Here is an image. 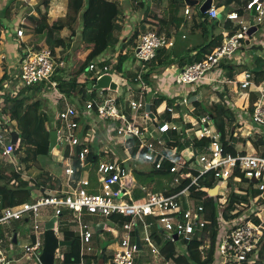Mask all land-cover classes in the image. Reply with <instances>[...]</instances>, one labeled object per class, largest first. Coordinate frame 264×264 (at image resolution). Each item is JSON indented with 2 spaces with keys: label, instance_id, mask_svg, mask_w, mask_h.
Masks as SVG:
<instances>
[{
  "label": "built area",
  "instance_id": "obj_1",
  "mask_svg": "<svg viewBox=\"0 0 264 264\" xmlns=\"http://www.w3.org/2000/svg\"><path fill=\"white\" fill-rule=\"evenodd\" d=\"M246 10L249 13L255 11L256 25L242 21V17L237 12L227 13L224 19L229 23V27H226L227 32L223 35V43L203 61L181 70L176 76L175 83L178 86L188 87L209 82L224 84V87L217 89L220 93L225 92L226 86L244 91L248 103L240 107L236 105L234 108L238 111L239 124H244L241 120L246 112V118L260 127L257 130L264 131V83H258L256 76L248 71L243 72L240 79L234 80H227L223 76L220 79L218 75V72L224 71V66L234 61L240 62L236 54L243 48L249 29L264 21V0H251ZM190 13L189 8L185 10L186 15ZM207 13L212 19H220L219 9L214 6ZM16 34L17 38H23L24 29H19ZM178 36L179 34L169 40L157 30L141 34L137 47L139 50H136L135 55L137 62L142 64V71L137 76L141 92L137 99L129 100L130 114L127 113L124 103H119L116 98L98 100L96 104L85 103L78 108L67 103L66 107L59 112L61 124L56 128L58 144L59 149H64V155L67 154L65 159L68 161L65 165V174L68 177L65 189L48 194L33 193L34 202L32 203L0 207V229L7 227L12 221H34L32 241L24 246V254L28 259L40 264V252L45 244V222L43 221L45 215L42 210L50 207L57 218L55 230L58 235L61 229L58 222L63 217V212L68 210L72 213L71 223L74 226L70 230H73L80 240L81 255L92 251L90 244L96 234V224L86 221L87 215L105 217L109 223L112 216H123L128 218V221L118 226L122 230L121 235L117 236L120 240L116 238L117 247L104 264H176L172 256L156 246L155 237L158 233L166 234L170 242L174 243L176 242L174 235H177L179 240L190 242L196 231L212 223V219L208 218L210 208L204 205L196 206L194 196L206 200L211 196L204 192V189H214L221 182L217 196L221 194L220 190L223 187L231 191L223 193L219 199L220 205L226 204L231 193L246 198L247 201L236 204L238 212L243 213L233 220H225L222 212L219 211L217 221L220 235L215 249V264H254L256 262L264 264L262 258L264 256V154L261 155L256 151L251 142H247L244 147L241 146L243 148L241 151L229 152L223 143L222 133L208 116L194 119L186 114L182 117V125L176 123L175 120L181 116L175 110L176 104L172 107L163 105L156 110L151 108L150 113L146 111V94L149 88L143 81V70L147 63L156 58L161 49H173L179 45ZM185 38L183 34L181 41L183 42ZM63 64L56 63L49 48L27 52L18 60L19 83L16 89L47 82L56 89L60 98H64L58 89V83L52 81L56 67H61ZM110 69L108 65H103V68L98 70V65L92 63L88 73H93L99 80L103 75L108 74ZM213 74L215 77H210ZM10 83L11 80L7 84ZM189 99L191 98L186 95L182 104L185 105ZM194 109L193 107L190 111ZM140 110L144 111L141 123L138 121ZM166 113L171 114L172 120H162ZM94 115H97L98 119L90 125L87 124L86 119L91 120ZM80 121H83L84 127L88 125L92 130H89L84 138L77 133L81 127ZM103 122L114 125L116 134L106 142H109L110 146L123 142L122 159L106 161L111 156L107 146L102 152H96L92 148L95 139L93 131H96ZM187 125H191L192 128L187 129ZM184 129L186 140L190 144L184 151L179 152L178 147L170 144L168 134L181 132ZM235 129L237 128L233 129V134ZM14 132L19 134L16 144L12 143ZM226 132L228 133L229 129L227 131L226 128ZM6 133L11 142L6 140ZM193 140L206 141L207 145H203L197 151ZM131 141L136 142L139 149L136 158L133 156ZM226 142L229 143L228 137ZM79 145L84 146L77 152ZM20 147L21 137L17 122L11 118L0 117V166L8 163L17 165L16 153ZM247 148H253L256 153H247ZM93 155L98 156V158L94 157L97 158V163L93 166L98 178L96 188H91L90 180L87 178L77 182L74 180L77 160L85 170L89 167L90 156ZM165 162L171 164L167 170L172 177V184L183 186L182 190L175 195L152 193L132 178L133 172L142 171L138 168L141 165L160 171L164 168ZM195 164L201 167H196ZM130 176L131 180L127 182ZM242 185L245 186V190L236 189V186ZM91 189L96 192H92ZM137 190L143 194V198H135ZM104 228H106L105 225ZM151 229L152 232H150ZM107 230L111 231L109 228ZM136 232L139 235L141 250L136 243ZM210 238L209 234L202 233L203 245L200 250L203 260L207 258L206 251L211 249ZM145 246L152 256L151 262L142 260L145 257H137ZM63 259L64 255L58 249L56 260ZM13 262L14 259L7 256L6 252L0 248V264ZM80 264H84V261L82 260Z\"/></svg>",
  "mask_w": 264,
  "mask_h": 264
},
{
  "label": "trees",
  "instance_id": "obj_2",
  "mask_svg": "<svg viewBox=\"0 0 264 264\" xmlns=\"http://www.w3.org/2000/svg\"><path fill=\"white\" fill-rule=\"evenodd\" d=\"M44 0H37V2H42ZM46 1V0H45ZM251 0H214L213 6L215 8H228L227 13L229 12H237L241 17L247 12L246 7L247 4ZM48 4V1L45 2V5ZM32 9V8H31ZM5 10H10L9 7H6ZM0 12V31L12 32L10 28L11 18L3 15L5 12ZM33 11V10H30ZM39 12L38 17H28L30 18V24L33 28V32L37 35H42L46 33V40L42 46L34 47L33 51H40L44 48H49L52 53L54 60L58 65L61 63H66V60L70 57L71 50V42L72 37L76 36V28L78 27L80 20H82L83 29H82V39L83 46L86 48V59L84 61H80L77 67L70 72V74H66L65 71L68 69H59L57 66L54 74L52 76V81H56L58 83L59 89L65 94H71L78 90L79 93H84L81 102L83 103H94L96 100V92L94 89L96 87L97 78L90 77L92 92L90 93L88 88L86 87L88 82H85L84 75L88 73V68L94 62H97L100 57L106 54L110 45H112L114 40V33L117 31V28L122 27L120 24V19L123 16V10L119 3L111 0H69L67 14L64 18L49 22L48 13H42L40 8L36 10ZM226 13V14H227ZM225 14V15H226ZM17 14H15L16 16ZM226 19V17L224 16ZM149 21V20H147ZM165 21V20H164ZM118 23V25H117ZM181 21L176 23L177 29L181 25ZM168 23L165 21L164 26H168ZM174 24V23H173ZM69 27L71 29V34L69 37L64 38L62 36L63 30ZM192 27L195 29H200L201 34L204 36L206 40V44L204 46L194 48L189 50V52L184 53V55L179 60L178 64L180 66V70H183L185 67L195 64L197 62L203 61L209 54H211L217 47H219L223 43V35L218 34L215 35V32L220 29L221 21L220 19H212L208 13L202 14L200 11L196 13V17L192 20ZM258 29L260 28L257 26ZM123 28V27H122ZM192 32L195 30L192 29ZM141 32H135L131 37L130 41H128V45H131V50H136L138 47L137 39ZM146 33V32H145ZM195 33V32H194ZM214 33V34H212ZM255 35V34H254ZM1 36V33H0ZM167 38L171 40V35L167 34ZM248 38V37H247ZM250 39L253 38L249 37ZM19 52L21 56L24 57L30 49L24 47L21 43L18 44ZM126 46V45H125ZM124 46V47H125ZM246 46V40L244 41V46ZM123 47V48H124ZM242 48V49H243ZM263 48V47H262ZM57 49H60L59 55L57 53ZM126 49V48H125ZM121 50V53L118 56V62L116 66L113 68L114 74H117L118 77L124 81V86L131 91L141 92L138 89L137 85L139 82L137 81V76L133 78L132 85L127 81V78L123 76L125 64L132 58L133 51L129 50L126 54H124V50ZM192 52H196L195 55H191ZM78 53V52H77ZM76 56V53H75ZM175 54L171 49L163 48L159 51L156 58L146 65L149 66L150 70L143 75V81L146 86L153 87L154 86V74L157 72L158 68H166L171 65L174 61ZM109 63V62H108ZM105 65V64H104ZM232 64H228L224 66V69L227 70V77L229 80H234L239 78L237 75H241V73H235ZM103 68V65H102ZM252 68V67H251ZM250 67H244L243 71L251 72L256 76V80L258 83L264 81V58H257L255 61V65L251 69ZM72 73V74H71ZM90 75L93 73H89ZM15 73L5 74L0 79V93L4 89L3 85L9 80H11L13 90L8 93L0 94V98L3 100L4 105L1 107V115L5 118L14 119L18 124V129L21 137V147L17 151L18 156V167L21 171H28L30 166L36 163H39V157H49L53 155V152H49L50 146V130L47 128L49 116L43 112L42 103L39 99L34 102L31 101V97L34 96L33 89L40 85L41 82L32 87H21V89H16V86L19 83L18 77H15ZM115 77V75H114ZM87 81V80H86ZM117 81V80H116ZM82 83V84H80ZM120 85L121 83L117 81ZM80 86V87H79ZM123 86V87H124ZM79 88V89H78ZM228 86H226V90H228ZM225 90V91H226ZM33 91V92H32ZM137 93V94H138ZM210 99L207 100L206 104H201L199 107H196L194 111H190L191 116L194 118H201L208 116L213 121L215 120L216 127L222 133V140L224 145L227 147L229 152L234 153L235 149L233 148L232 143L226 142V122L232 124V128L230 129V142L233 137V129L240 127L239 120H237L238 111L234 109L231 105V99L228 97L226 92L220 93L216 92V95L210 96ZM98 99V98H97ZM156 106L153 109H157L162 107L164 102H167L169 107L174 106L175 101H171L167 97L162 95H158L156 98ZM119 102V100H118ZM147 102V100H146ZM175 110L177 113L183 114L182 107L177 105L175 106ZM237 112V113H236ZM171 114H164L162 120L170 121L172 120ZM182 115L179 119L175 120L176 123L182 125L183 123ZM192 128L191 125H187V129ZM185 129L181 132H172L168 134V138H170V144L178 147L179 152L184 151L189 146V141L186 140V135L184 133ZM257 139H252L251 136L246 138L245 143L251 142L253 147L261 152V155L264 154V131L258 136ZM133 145V156L136 158V155L139 151L136 146V142L131 141ZM194 148L198 151V148H201L203 145H207L206 141L203 140H193ZM230 144V145H229ZM245 144V145H246ZM84 145L77 146V152L83 149ZM96 152H102L101 145H98L95 148ZM67 157V154L65 155ZM98 156H90V164L89 167L86 168L88 172H84V168L80 166L79 160L75 164L77 172L74 175V180L77 182L83 179L84 175L88 173V179L91 183V188H96L98 185V178L96 172H94V164L97 163ZM17 165H13L11 163L6 164L5 166H0V199H1V207H15L25 203L34 202L33 191L34 189L42 191L46 189L48 183L60 185V181L57 178H53L49 175L48 171L44 170L41 167V172L38 173L36 183L31 180H25L22 178L23 172L17 170ZM171 167L169 162H165L164 168L162 170H156L153 168H147V171L140 172H148V173H137L136 177L141 186L145 187L148 191L157 194H164L166 196H172L179 193L183 186H174L172 184V177L167 169ZM23 169V170H22ZM138 172V171H137ZM146 181V182H143ZM232 184V181H231ZM92 190V189H91ZM92 192H96V190H92ZM204 194V193H203ZM205 196L207 193L204 194ZM136 199L143 198V194L139 190L136 191L135 194ZM221 198V197H220ZM219 198V199H220ZM194 199L199 201L198 205H204L210 208L208 218L212 219V223L207 225L204 229L196 231L194 233L193 239L190 242L182 241V248L179 249H168L166 252L168 255L172 256L176 262V264H215V256H216V244L218 241V237L220 232L218 231V216L219 211L222 212V216L225 220H233L242 215L243 212H238L236 207L237 203H241L242 201H247L246 198L237 196L234 193L229 195L228 201L225 205H220L219 201L215 200L212 197H208L206 200L198 198L194 196ZM65 210L63 212V220L66 217ZM70 212V211H69ZM72 215V213H71ZM128 221V218L123 216H112L110 218V222L113 225L121 226L123 223ZM59 232L62 234L63 239L67 242H72L70 246L65 247V250L62 251L64 255V259L60 261L61 264H80L81 261H84V264H97L99 262V257L103 253L104 260L103 262L107 263V255L105 251H102L99 255L98 250L92 246L93 241L96 238H93V241L90 244L92 248L91 252H87L84 255H81V244L79 238L76 236V233L73 230L67 228H61ZM209 234L212 240L211 249L207 250V258L203 260V254L200 250L203 245L202 242V233ZM181 240V239H180ZM163 249V246H161ZM177 255V257H175ZM145 257V256H144ZM264 259V256L262 257ZM260 262H256L254 264H259Z\"/></svg>",
  "mask_w": 264,
  "mask_h": 264
},
{
  "label": "crops",
  "instance_id": "obj_3",
  "mask_svg": "<svg viewBox=\"0 0 264 264\" xmlns=\"http://www.w3.org/2000/svg\"><path fill=\"white\" fill-rule=\"evenodd\" d=\"M46 1H48L47 5H45ZM46 1L45 0L42 1L43 5L38 7V8H40L42 13H46V12L48 13L50 23H52L55 20L62 19L66 16L67 10H68L69 0H46ZM111 1H115V2L119 3L121 6H123L122 4L125 3L123 10L125 11V13L127 15H125V13L123 12V16L121 17L119 22L123 28L125 27L124 31L127 34L123 35L121 37V45L119 47L118 53L115 54L113 57L114 60H115V58H117V59L112 64L108 63L107 57L110 58V54H107V52H106V54H104L102 57L99 58L101 60H100V64L97 63L98 70L102 69V65H104V64L108 65L111 68L110 72L108 74L103 75V76H108L109 74H111L113 77V81L117 84V89L116 90L98 89L97 87H94V89L97 90L96 97L98 99L96 98V100L98 101V100H104L106 98H116L117 101L119 100V103H121V104L124 103L127 113L130 114V110L128 108V101L131 99H137L140 95V92L139 93L137 92L138 93L137 94L136 92L131 91L129 88L127 89L125 86L123 87L122 85H119L117 83V81L115 80V77H114L115 74H114L113 68L116 66V64L118 62V56L121 53V50L126 48L124 50V54H126L129 51V50H127V46H128L127 42H128V40L130 41L131 37L133 36V34L135 32H137V31L141 32L138 39H137V42L139 43V38H140L141 34L148 32L150 30H157L161 35H164L166 37H167V34L171 35V38H170L171 40L174 39L179 34V36H178L179 45H177L173 49L171 48V50L175 54L173 63L166 68L156 69L157 72L154 74V86L157 87V90L158 89L160 90V88L162 87L161 92H163L166 95L167 94L172 95L173 92H175L174 95H172V96L167 95V96H169L167 98L170 99L171 101H176V104L181 106L182 110H183L185 108L184 105L182 104L184 97H181V96H184V94H186V92H190V90L195 89V86L182 87V86L176 85V83H175L176 76L181 71L178 62H179V60H181L180 57H182L184 55V53L189 52V50H192L194 48L198 49L199 47L204 46V44H206V40H205L204 36L201 34L200 29H198V28L195 29L192 27V20L196 17V13L200 11L202 4L206 0H197L198 5H195V6H188L184 0H160L158 3H154V4L152 3L153 1H151V0H142V1L141 0H111ZM146 1H149L151 3V6L148 9H146V7H145ZM38 3L39 2H37V0H29L25 4V7H23L21 9L22 10L21 12H23V17L18 20V27H16L14 30H12V32H7L6 30L0 31V33H1V36H0V79L5 74H7V70L9 71V69H11V67H15L16 65L18 66V60L21 56V53L18 51L19 50V47H18L19 43H21L24 47L30 49V51H33L34 47H39V46H42L44 44V42L46 40V33L42 34V35H37L33 32V28L27 26L26 23L24 22V21H26L27 23L32 24L30 18L39 16V12L36 11L38 8L34 9V7L38 5ZM4 4H5L4 0H0V12L4 11V8H5ZM135 6L137 7V9L135 8ZM188 8H189L191 13L189 15H186L185 10H187ZM218 9L220 12L221 27L219 30L220 32L217 33V31H216L215 35H218L221 33H222V35H224V33L227 32L226 27H229V23L224 19V16L228 12V10H230V9H228V8H218ZM30 10H33V11H30ZM131 10H145V13L141 14L139 12L138 14H136V11H135L134 13L129 15V17H131V22H129L128 21V13H130ZM151 10H155V11L153 12ZM14 11H15V14H18L19 10H14ZM28 17H30L29 20H28ZM139 18H141V20H143V22L147 25L148 29H144L142 31H139V30L134 28L133 24H135V23L138 24ZM147 20H149V21H147ZM164 20L168 23L167 24L168 26H164V22H165ZM124 21H126L130 24L128 25ZM180 21L182 23L179 26V28L177 29L176 23H178ZM21 28L24 29L25 34H24L23 38H17L16 32ZM82 29H83V24H82V20H80V23H79L78 27L76 28V36L72 37L70 57H69V59L66 60V63H64L63 66L59 67V69H70V70H72V69H74L76 64L78 65V63H80V61H84L86 59V48H85V46H83ZM192 29L195 30L194 31L195 33L191 31ZM70 34H71V29L69 27H66L62 32V36L64 38L69 37ZM183 34L186 36V38L182 42L181 36ZM212 34H214V33H212ZM130 47H131V45H130ZM59 52H60V49H57L58 55H59ZM75 53H76V56H75ZM195 54H196V52L191 53L192 56ZM135 55H136V52L133 53V55L131 56L132 58H130V60L125 64V67H126V65L132 66L134 71H136V74H135V77H136L138 75V70L140 68L136 67L137 62L135 60ZM256 59H255V61H256ZM255 61H254L253 66L255 65ZM230 64L235 66L234 72L236 73V69L240 68V62L234 61ZM2 65H4L5 67H3ZM249 66H250V62L249 63L247 62L245 67L249 68ZM4 69H5V73L2 76L1 71ZM149 70H150L149 66L146 65L145 70H143V75L146 74ZM226 72H227V70H226ZM241 72H242V70H241ZM243 72H245V71H243ZM226 75H227V73H226ZM93 76H94L93 74L90 75L89 73H87L84 75V78H83L85 80V82H88L86 87L88 88L90 93L92 92L91 90L93 88V86H91V83H90L91 82L90 77L92 78ZM237 76L240 77V74ZM210 77H215V74L211 75ZM98 81L99 80H97L96 85H98ZM207 83H209V82H207ZM260 83H264V81H262ZM80 84H82V83H80ZM139 84L137 85L138 89H139ZM147 87L149 88V91L147 92L146 97H147L148 93L153 91L151 87H149V86H147ZM176 87H178V88H176ZM179 87H180V89H179ZM228 87H229L228 90H226L225 92L227 93L228 97L231 99L230 102H231V105L233 108H235L236 105H238L240 107V106H243V105L248 103V99H247V96H246L244 91L235 89L232 86H228ZM58 89H59V87H58ZM169 90H171V92ZM111 91H113L115 93H110ZM231 94H233V95L231 96ZM66 95L67 96H65L64 98H60L57 93H52L49 96H46L44 101L40 98H37V99H39L42 103L43 112H44V110H46V112L48 114L53 113V110H52L53 107L57 108V102L56 101H58L59 104L61 102H63L64 105H65V103L66 104L68 103L71 106H74L77 108L85 105L84 102L83 103L81 102L82 97L84 96V93H79L77 90L75 92H72L71 94L66 93ZM158 95H162V94H158ZM162 96H164V95H162ZM156 98H154L155 102H157ZM181 98H183V99L181 100ZM53 101H55V102H53ZM151 108H152V106H151ZM63 109H61V110H63ZM186 112H187V110L184 109L183 114H181V112L179 114L182 115V117H183L184 115L187 114ZM189 118H193V117L190 115ZM97 119H98V116L94 115L91 120L86 119V123L90 125L91 122H93ZM60 124H61V122H60ZM47 128H48V130H51V129H49L48 126H47ZM89 128L90 127L88 125H85V127L83 125L82 133H79V132H77V133L80 134L82 138H84L87 136ZM52 130L57 131L56 128H54ZM110 130H112V132H114V125H111L110 123H107V122L101 123L96 128L95 139H94V142L92 143V148L94 150H95V148H97L98 145H101V148L103 151L104 148L106 147V145H109V142H106V141H109L112 137V135L109 136ZM50 132H52V131H50ZM259 153H261V152H259ZM48 173L53 178H57L60 181V185L57 186L56 184L52 185V184L48 183L46 186V189L45 190L43 189L41 192L40 191L39 192L42 194H45V193L48 194L50 192H54L57 190H61V191L64 190L65 184L68 180V177L66 176V174L65 175L64 174L59 175L58 172H48ZM133 173L136 175L137 173L138 174L139 173H145L146 174L148 172H133ZM83 178L88 179V173H86V176L84 175ZM132 178H134L133 174H132ZM135 181H137V180L135 179ZM136 183H139V182L137 181ZM0 206H1V199H0ZM44 215L45 216H44L43 221L45 222V224L47 222H49L52 218L55 217L54 212H53L52 216H47L46 214H44ZM22 222L27 223L29 221L25 220ZM104 225L106 226V228H104ZM110 225L111 226H107V224L102 223V224H99L98 226H100L99 228L101 230L100 231L101 233L103 231L113 233L115 236V239H116L118 235H121L122 230L118 226H115L111 223H110ZM73 226H74V224H72V227ZM108 228L111 231L107 230ZM12 229H9L8 226L1 229V230L5 231L4 233L0 234V245L3 244L2 246H0V248L3 251H4L3 248H5V245L7 243L12 242L13 244L16 245L19 242V234L17 233V230L15 229L14 231H12ZM96 229H97V227H96ZM14 235H17V239H16L17 241L16 242H14ZM25 239H26V237H25ZM117 239L120 240V238H117ZM117 239L115 241H110V243L108 244V246L110 245V248L113 250V252L111 255H108L105 252V254L107 255V258H109L110 256L113 255L115 248L117 247V243H116ZM31 241H32V233L29 235L27 243L29 244ZM16 256L13 258L14 259L16 258L15 260H17L16 261L17 263L19 261L21 263L22 260H20V258L18 259V257H16ZM25 262L26 261H23L22 263L25 264ZM33 263L38 264L36 261H33Z\"/></svg>",
  "mask_w": 264,
  "mask_h": 264
},
{
  "label": "rangeland",
  "instance_id": "obj_4",
  "mask_svg": "<svg viewBox=\"0 0 264 264\" xmlns=\"http://www.w3.org/2000/svg\"><path fill=\"white\" fill-rule=\"evenodd\" d=\"M29 0H4L5 2V8L9 7L10 10H5L3 15H6L8 17L11 18V23H10V28L11 30H14L16 27H18V20L21 19L23 17V12H21L22 8L25 7V4L28 2ZM142 1V0H141ZM153 1L152 3H158L160 0H151ZM120 5V4H119ZM123 6H121V9L123 10L124 8V4H122ZM151 6V3L149 1H146L145 3V7L146 9H148ZM4 8V9H5ZM135 8L137 9V7L135 6ZM14 10H19L18 14L15 16V11ZM136 11V14H138L139 12L145 13V10H131L130 13H128V21L131 22V17H129V15H131L132 13H134ZM148 11V10H147ZM151 11H155V10H151ZM123 12L125 13V11L123 10ZM125 15H127L125 13ZM242 21H244L247 24H252V25H256L255 24V18L254 16H251V13L249 12H245V14L242 17ZM26 23L27 26L32 27L29 23H27L26 21H24ZM125 23H127L128 25L130 23L124 21ZM118 25V23H117ZM134 28L142 31L144 29H148L147 25L143 22V20H141V18H139L138 20V24L135 23L133 24ZM258 26L260 27L258 29V31L255 33V35H253V38L250 39L249 37L246 39L247 41H250V45H246L243 49L239 50L238 53L236 54V57L238 59V61H240V68L236 69V73H243L241 72L242 69H244L245 65L247 64V62H250V68L253 67L254 61L256 58H263L264 57V21L261 24H258ZM125 27L122 28L119 26V28H117V31L114 33L113 37V43L112 45H110L109 49L107 50V54H110V58L107 57V60L109 63H113L117 58H115V60L113 59L114 55L118 53L119 47L121 45V37L123 35H126L127 33L124 31ZM220 29L217 30V33L220 32ZM252 37V36H251ZM129 41V40H128ZM263 47V48H262ZM127 50H131L130 48V44L127 46ZM137 50V49H136ZM136 50H131L133 51L132 53H135ZM101 59H99L97 62H95L96 64L100 62ZM136 60V59H135ZM137 62V60H136ZM3 67H5L4 65H2ZM19 66H15V67H11V69H9V71L7 70V74H12L15 73V77L19 76ZM77 67H74V69ZM136 67L140 68L138 70V75L139 73L142 71V64L137 62L136 63ZM238 67V66H237ZM73 69V70H74ZM72 70L68 69L66 72V74H70ZM2 72V76L5 73V69L1 71ZM225 72V73H224ZM72 74V73H71ZM136 74V71H134L133 67L130 65H126V67L124 68V72H123V76H125L127 78V81L132 85L133 82V78ZM218 75L220 77V79L222 78V76L224 78H226L227 80L228 77L226 75V70L224 69L223 72H218ZM115 80H117L118 82H120L122 86H124V81H122V79L120 77H118L117 74H115ZM207 82H201L198 83L197 85H195V89L190 90V92H186V94H184V96L181 97H186V95L188 97H191V99L188 100V102L184 105V109L187 110V115L188 117H190L191 113L190 109H192L193 107H199L201 104H206L207 100H209L210 96L216 95L217 89L219 87H224V84H210ZM4 89L2 90V92L0 94L3 93H10L13 90V87L11 84H7L6 83L3 85ZM152 88V92L148 93L147 97H146V104H152L154 107L156 106V102L154 101V98L158 97V94H162L164 95V97H169L167 95L170 94H164L163 92H161L162 87L160 88V90H157V87L153 86ZM178 88V87H176ZM180 89V87H179ZM60 90V89H59ZM34 91V92H33ZM33 94L34 96L31 97L32 99H30L31 101H35L37 100V98L42 99L43 101L45 100L46 96H49L52 93H57L56 89H54L50 84H44L41 83L40 85H37V87H35L33 89ZM171 92V90H169ZM61 94H63V96H67L64 92H62L60 90ZM110 93H115L113 91H111ZM175 92H173L172 95H174ZM170 95V96H172ZM233 94H231L232 96ZM232 98V97H231ZM183 98H181L182 100ZM61 101V100H60ZM55 102V101H53ZM57 102V108L53 107V113L52 114H48L46 112V110H44V112L46 114H48V118H49V123L47 124V126L49 127V129H51L50 131H53L52 129L57 128L60 125V119H59V112L61 111V109L66 107V103L65 105L63 104V102H61L60 104ZM129 102V101H128ZM176 103V101H175ZM164 105H167V102L163 103ZM4 105L3 100L0 98V110L1 107ZM168 106V105H167ZM183 109V110H184ZM43 110V109H42ZM182 110V111H183ZM183 113V112H182ZM237 113V112H236ZM144 115V111L140 110L138 116L139 118V123L142 122V116ZM0 117L2 119H5V117L3 115H1L0 112ZM193 117V116H192ZM242 122L244 124H241L240 127H237V129H235V134L233 135L234 139H232V141L230 142V129L232 128V124H230L229 122H226L227 124V131L229 129V132L227 133V137L229 138V143L233 145V148L238 152L241 151V146H245V140H247L246 138H248L247 136H251L252 139H257V135L259 136L262 132L260 130H257V128H260L259 126H257L256 124H254L249 118H246V112H244V115L242 116ZM194 118V117H193ZM53 121H51V120ZM197 119V118H194ZM237 120H238V115H237ZM240 121V122H241ZM217 122L215 120H213V124L215 125ZM81 127L78 130L79 133H82L83 131V121H80ZM12 129L14 130V128L12 127ZM92 131L91 128L88 129V131ZM94 133H96V131H93ZM111 133V134H110ZM109 136L112 135L113 137H115V133L112 132V130H110ZM5 138L8 142H11V139L9 138L8 134H5ZM123 142L121 143H117V144H113L111 146L106 145L108 147L107 151H109V153L111 154L110 157H108L106 159V161H113L114 159L117 158H123L124 156V149L122 147ZM121 145V146H120ZM264 151V149H262ZM247 153H252L255 154L256 152L254 151L253 148H247ZM18 157V156H17ZM68 163V161L65 159V155H64V149L60 148V149H55V151L53 152V155L49 156V157H39V163L33 164L30 166V169L28 171H21L20 168L18 167V163H17V170H20V172H23L22 174V178L25 180H31L33 179V182H37L38 180H36L38 173L41 172V167L48 171V172H58L59 175L64 174L65 175V165ZM16 166V165H15ZM196 167H201L200 165H196ZM140 169H142V171H147L148 169L144 166L141 165L140 167H138ZM23 170V169H22ZM137 172V171H136ZM134 178L137 180L136 175L133 173ZM138 181V180H137ZM146 182V181H143ZM53 185V184H52ZM236 189H242L245 190V186H236ZM231 190H228L226 187L221 188L220 192L221 194L219 196H215L213 197L215 200L219 201V198L223 195V193H229ZM41 192V191H40ZM39 190L34 189L33 193L35 195L40 194ZM200 202L195 200V205L197 206ZM1 207V206H0ZM43 214H46L47 216H52L53 215V210L50 207L44 208L42 210ZM66 217L63 220V217H61L59 219L58 225L60 228H67V229H71L72 228V223L71 220L73 218V216L71 215V212L66 211L65 212ZM85 220L88 222H92L93 224H97L95 226V228L102 223L107 224V226H111L110 223L108 222V220L105 217L99 216V215H87L85 217ZM9 229H12V231H14L15 229L17 230V233L19 234V242L18 244H13L12 242H9L5 245L4 251L6 252L7 256L9 257H18V259L20 258V260L26 261L25 264H34L32 259H28L26 257V255L24 254V245L28 244V237L31 233H33V227H34V221L30 220L29 222H19V221H12L9 225H7ZM101 230H96V235L94 236V238H96L93 243L92 246L94 248H96V250H98V255L100 252L105 251L108 255H111L113 250L110 248V245L108 246V244L110 243V241H115V236L113 233H109L107 231H103L102 233L100 232ZM4 230L0 229V234L4 233ZM150 232H152V229L150 230ZM158 233V232H157ZM59 236L61 238H63L62 234L59 233ZM26 237V239H25ZM155 243L157 247H161L163 246V249L165 250L164 252H166L168 249H179L182 248L183 244H182V240H179L178 242H174L171 243L170 239H168L166 234H162V233H158V235L155 237ZM3 245V244H2ZM0 245V246H2ZM184 248V246H183ZM62 251L65 250V247L60 248ZM41 254V252H40ZM145 256V258H143ZM137 257H141L143 258L142 260L144 261H150L152 260V256H150V253L147 249V247H144V250L139 252L137 254ZM14 259V258H13ZM16 259V258H15ZM14 259V260H15ZM17 260H15L12 264H21L20 261L17 263ZM141 262V261H140ZM23 264V263H22ZM55 264H61L59 261H57Z\"/></svg>",
  "mask_w": 264,
  "mask_h": 264
},
{
  "label": "water",
  "instance_id": "obj_5",
  "mask_svg": "<svg viewBox=\"0 0 264 264\" xmlns=\"http://www.w3.org/2000/svg\"><path fill=\"white\" fill-rule=\"evenodd\" d=\"M185 3L188 6H195L198 5L197 0H184ZM214 0H206L201 8L200 12L202 14H206L212 7H213ZM43 2L38 3L37 6L34 7V9H37L38 7L42 6ZM251 16H255V11L251 12ZM258 31L257 26H252L249 31H248V36L251 37L253 36L256 32ZM247 45L250 44V41L246 42ZM139 49H137L138 51ZM98 89H110V90H116L117 89V84L113 81L112 76H103L101 79L98 81V85H96ZM146 111L151 112V106L150 104H146ZM151 116H153L151 114ZM19 138L18 133H12V143L16 144L17 140ZM130 139V138H127ZM55 149H59V144H58V132L57 131H52L50 132V146H49V152L52 153ZM131 180V176L127 178V182ZM221 185V182L218 183V185L214 189H204V192H207L210 194L211 197L217 196V192L219 189V186ZM57 222V218L54 217L52 218L49 222L45 224V235H44V248L41 251V254L39 256V262L40 264H55L56 262V252L59 248L62 247H67L72 244V242H67L64 239H60L58 237V234L55 230V223ZM100 226H97V230H100ZM136 238H137V246L138 249L141 250V243L139 239L138 232H136ZM17 235H14V242L17 240ZM174 239L176 242L179 241V238L177 235H174ZM104 256L101 255L99 257V264H104L103 262Z\"/></svg>",
  "mask_w": 264,
  "mask_h": 264
},
{
  "label": "clouds",
  "instance_id": "obj_6",
  "mask_svg": "<svg viewBox=\"0 0 264 264\" xmlns=\"http://www.w3.org/2000/svg\"><path fill=\"white\" fill-rule=\"evenodd\" d=\"M248 37H249V36H248ZM246 45H247V44H246ZM249 45H250V44H249ZM86 74H87V73H86ZM7 83H8V82H7ZM96 230H97V229H96ZM58 237H59L60 239H63V238H61L59 235H58ZM59 249H60V248H59ZM60 251H61V253H62V250H61V249H60ZM62 254H63V253H62ZM99 254H100V253H99ZM101 255H103V253H102ZM101 255H100V256H101ZM57 261H61V260H56V262H57ZM56 262H55V263H56Z\"/></svg>",
  "mask_w": 264,
  "mask_h": 264
}]
</instances>
